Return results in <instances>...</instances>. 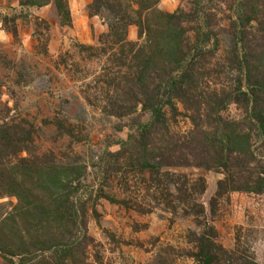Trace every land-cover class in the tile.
Returning <instances> with one entry per match:
<instances>
[{
    "label": "rangeland",
    "instance_id": "374dc122",
    "mask_svg": "<svg viewBox=\"0 0 264 264\" xmlns=\"http://www.w3.org/2000/svg\"><path fill=\"white\" fill-rule=\"evenodd\" d=\"M0 264H264V0H0Z\"/></svg>",
    "mask_w": 264,
    "mask_h": 264
}]
</instances>
